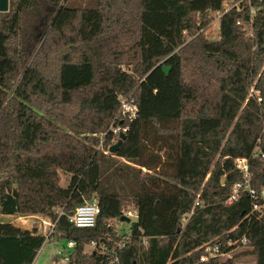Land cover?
<instances>
[{
  "label": "trees",
  "instance_id": "trees-1",
  "mask_svg": "<svg viewBox=\"0 0 264 264\" xmlns=\"http://www.w3.org/2000/svg\"><path fill=\"white\" fill-rule=\"evenodd\" d=\"M235 1L8 0L0 215L45 217L73 243L68 264H232L230 252L263 264L264 0ZM112 124L127 128L114 154ZM93 199L94 226L75 228L68 217ZM45 240L0 233V264H32Z\"/></svg>",
  "mask_w": 264,
  "mask_h": 264
},
{
  "label": "rangeland",
  "instance_id": "rangeland-1",
  "mask_svg": "<svg viewBox=\"0 0 264 264\" xmlns=\"http://www.w3.org/2000/svg\"><path fill=\"white\" fill-rule=\"evenodd\" d=\"M217 21H214L211 27L206 31V35L210 32L212 38H216ZM255 92V91H254ZM253 92V94H254ZM128 217L131 222L135 221L134 212L129 210ZM45 222V223H44ZM114 230L118 234L127 232L128 224L114 220L111 222ZM54 226L43 216L29 215L28 216H6L0 215V233H34L42 234L46 237V240L42 247L37 252L32 264H68L66 261L67 253L70 249L67 248V242L64 239L58 241L53 237ZM52 238V239H50ZM50 239V240H49ZM262 247L264 248V234L262 239ZM62 252L60 256L57 252ZM235 252H230L227 255L221 256L223 259L232 260V264H258V258L252 256H233ZM261 257L264 264V249L261 253Z\"/></svg>",
  "mask_w": 264,
  "mask_h": 264
},
{
  "label": "built area",
  "instance_id": "built-area-1",
  "mask_svg": "<svg viewBox=\"0 0 264 264\" xmlns=\"http://www.w3.org/2000/svg\"><path fill=\"white\" fill-rule=\"evenodd\" d=\"M242 1H251V0H237L233 4V7H235L237 10L239 8V3ZM254 13V10H251V14ZM255 95L258 96L257 92H254ZM259 101V99H258ZM119 115L121 116V120H132L137 112V106L135 102L132 99L129 98H123L119 101ZM126 126L123 125H117L113 126L110 125L109 131L111 132V135L113 137H116L118 139L120 134H124L126 132ZM235 167L236 169L243 174L244 179V186L247 188L248 193L250 196L255 197V192L252 189H249L248 187V180H249V172H248V164L247 160L243 158H238L235 161ZM242 184L238 183L235 184L232 187V191L230 196L226 200V204H231L235 199L239 197V191L241 189ZM262 199L264 200V192H261ZM259 209V206L256 204L252 205V210L257 211ZM100 210L97 206L96 200L93 199L91 202H85L84 204L76 207L73 214L68 217V222L72 224L75 228H92L95 224V220L97 215L99 214ZM129 214V213H128ZM191 214V213H190ZM183 222H185V219H183ZM245 243V239L242 240V244ZM73 246L72 242H67V248L71 249ZM207 252L209 255H215L218 252L217 247L214 248H207ZM60 255L61 252H58ZM207 259V256H202L200 258V261H204Z\"/></svg>",
  "mask_w": 264,
  "mask_h": 264
},
{
  "label": "water",
  "instance_id": "water-1",
  "mask_svg": "<svg viewBox=\"0 0 264 264\" xmlns=\"http://www.w3.org/2000/svg\"><path fill=\"white\" fill-rule=\"evenodd\" d=\"M7 10H8V0H0V12H6ZM162 72L164 73V75L167 76L168 72H169V68L168 67H162ZM124 139H125V135L120 134L118 137V140L108 148V153L114 154ZM221 182H223V180H221ZM120 221L128 222L129 220L126 216H122L120 218Z\"/></svg>",
  "mask_w": 264,
  "mask_h": 264
},
{
  "label": "crops",
  "instance_id": "crops-1",
  "mask_svg": "<svg viewBox=\"0 0 264 264\" xmlns=\"http://www.w3.org/2000/svg\"><path fill=\"white\" fill-rule=\"evenodd\" d=\"M12 216H15V215H12ZM12 216H11V217H12ZM28 217H29V216H28ZM44 223H45V222H44ZM28 234H34V233H28ZM41 235H42V234H41ZM50 239H52V238H50ZM50 239H49V240H50ZM58 252H59V251H58ZM58 252H57V254H58ZM62 255H63V253L61 252L60 256H62ZM66 261H67V259H66Z\"/></svg>",
  "mask_w": 264,
  "mask_h": 264
}]
</instances>
